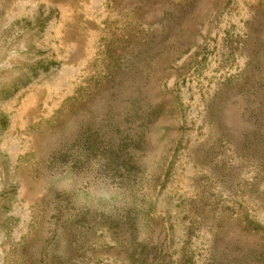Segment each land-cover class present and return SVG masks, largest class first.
Listing matches in <instances>:
<instances>
[{"label":"rangeland","instance_id":"rangeland-1","mask_svg":"<svg viewBox=\"0 0 264 264\" xmlns=\"http://www.w3.org/2000/svg\"><path fill=\"white\" fill-rule=\"evenodd\" d=\"M0 264H264V0H0Z\"/></svg>","mask_w":264,"mask_h":264}]
</instances>
